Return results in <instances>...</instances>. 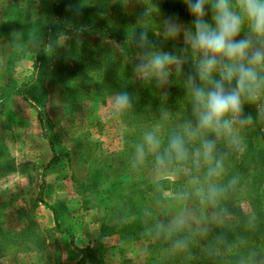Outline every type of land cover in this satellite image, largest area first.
Masks as SVG:
<instances>
[{"label": "rangeland", "instance_id": "rangeland-1", "mask_svg": "<svg viewBox=\"0 0 264 264\" xmlns=\"http://www.w3.org/2000/svg\"><path fill=\"white\" fill-rule=\"evenodd\" d=\"M58 3L55 12L53 0H0V264H154L155 238L139 229L148 218L165 236L186 229L205 247V236L230 218L198 198L190 170L139 169V129L126 125L115 103L131 94L128 81L165 94L181 61L159 80L151 70H135L148 56L84 28L104 22L128 37L147 31L148 38L183 43L165 37L164 22L171 15L190 24L186 6ZM74 22L78 28L68 25ZM131 97L139 102L138 92ZM258 104H245V113L257 115L235 124L231 141L239 161L263 166Z\"/></svg>", "mask_w": 264, "mask_h": 264}, {"label": "trees", "instance_id": "trees-1", "mask_svg": "<svg viewBox=\"0 0 264 264\" xmlns=\"http://www.w3.org/2000/svg\"><path fill=\"white\" fill-rule=\"evenodd\" d=\"M53 1L56 12L59 3L58 0ZM68 25L79 27L76 22ZM84 28H87V34L108 32L127 53L150 57L153 53L167 51L181 61V70L173 75L165 94L159 95L146 81H139V84L126 82L125 86L131 90V94L127 93L131 106L121 110L122 116L127 126L139 129V149L142 147L144 150L142 155L139 152V169L167 165L190 170L194 174L191 178L196 180V189L200 192L198 198L210 204L215 212H223L230 218L223 226L215 227L205 236V247L198 244L193 233L186 229H172L171 235L165 236L164 229L153 218L140 222L139 229L143 235L155 238V242L149 246L151 254L157 253L154 264H264V164L256 165L253 161V164L247 165L239 161L231 141L232 134L219 137L214 133L187 136L185 126L189 121L195 124L191 97L186 90V73L192 71L195 62L191 51L185 52L183 43H173L163 38H148L141 45L137 42V36L128 37L113 32L111 26L104 22H93ZM117 86L115 83L112 89L117 91ZM136 92L139 95L138 103L131 97ZM251 115L254 119L257 114ZM260 117L264 118V115ZM148 134L159 141L157 149H150L146 142ZM177 134L185 137L188 150L185 160H177L166 151L170 139ZM204 139L216 141L211 158L203 155ZM262 151L257 150V154ZM210 169H216V174L210 176ZM251 170L255 172L251 174ZM53 213L57 215L56 210ZM146 229L148 232H145ZM151 261L147 264H151Z\"/></svg>", "mask_w": 264, "mask_h": 264}, {"label": "clouds", "instance_id": "clouds-1", "mask_svg": "<svg viewBox=\"0 0 264 264\" xmlns=\"http://www.w3.org/2000/svg\"><path fill=\"white\" fill-rule=\"evenodd\" d=\"M191 16L185 24L178 16H166L164 35L181 40L185 52L195 57L192 71L186 73V90L191 97V121L185 126L188 137L214 133L217 137L230 135L235 124L241 126L253 121L244 106L258 104L264 98V0H182ZM144 15H147L145 12ZM147 31L137 35L143 45ZM176 58L167 51L153 53L146 61H139L135 70H151L159 80H166ZM119 110L131 106L127 93L116 97ZM264 115V103L258 104ZM150 149L159 147V141L148 134ZM216 146L214 139L202 141L203 155L211 158ZM143 148L139 149L143 154ZM167 154L185 160L188 150L183 134L172 136ZM163 162V158H159ZM216 174L210 169L209 175Z\"/></svg>", "mask_w": 264, "mask_h": 264}]
</instances>
